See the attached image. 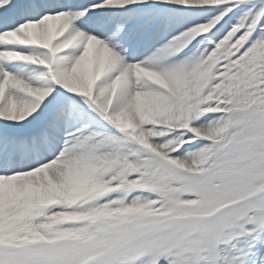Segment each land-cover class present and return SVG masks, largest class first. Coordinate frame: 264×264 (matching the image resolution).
Returning <instances> with one entry per match:
<instances>
[{
	"label": "snow or ice",
	"instance_id": "obj_1",
	"mask_svg": "<svg viewBox=\"0 0 264 264\" xmlns=\"http://www.w3.org/2000/svg\"><path fill=\"white\" fill-rule=\"evenodd\" d=\"M0 264H264V0H0Z\"/></svg>",
	"mask_w": 264,
	"mask_h": 264
}]
</instances>
